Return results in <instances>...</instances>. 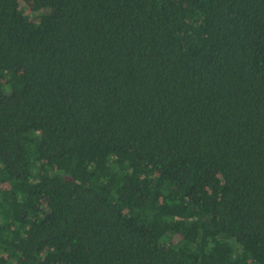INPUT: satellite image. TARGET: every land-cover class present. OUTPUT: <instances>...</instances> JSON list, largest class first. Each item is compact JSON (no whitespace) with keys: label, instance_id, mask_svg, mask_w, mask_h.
<instances>
[{"label":"trees","instance_id":"obj_1","mask_svg":"<svg viewBox=\"0 0 264 264\" xmlns=\"http://www.w3.org/2000/svg\"><path fill=\"white\" fill-rule=\"evenodd\" d=\"M0 264H264V0H0Z\"/></svg>","mask_w":264,"mask_h":264},{"label":"rangeland","instance_id":"obj_2","mask_svg":"<svg viewBox=\"0 0 264 264\" xmlns=\"http://www.w3.org/2000/svg\"><path fill=\"white\" fill-rule=\"evenodd\" d=\"M22 7L25 9V11H32V10H34V9H36L37 7H36V5L34 4V2L33 1H29V2H24V3H22Z\"/></svg>","mask_w":264,"mask_h":264}]
</instances>
